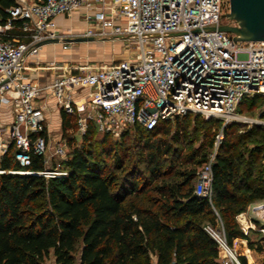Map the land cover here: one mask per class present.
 Returning <instances> with one entry per match:
<instances>
[{
    "label": "built area",
    "instance_id": "built-area-1",
    "mask_svg": "<svg viewBox=\"0 0 264 264\" xmlns=\"http://www.w3.org/2000/svg\"><path fill=\"white\" fill-rule=\"evenodd\" d=\"M229 7L230 0H15L5 21L0 15V159L13 143L21 167L0 173L63 176L70 137L83 138L91 125L120 138L136 125L151 130L162 120L193 112L223 122L197 172L195 193L211 199L224 127L233 121L264 125L261 115L252 118L238 110L247 96L264 99V40H235L220 29L190 30L223 24ZM74 11L87 23L82 31L58 23V16ZM77 37L120 40L124 46L134 41L138 49L131 59L98 68L49 62L55 75L45 85L27 77L24 60L40 48L28 52L33 45L57 38L67 49L74 43L67 39ZM46 95L75 116L69 137L51 138ZM8 112L10 121L4 119ZM33 152L44 156V170L28 167ZM256 214L260 223L250 227L264 234V207ZM205 228L219 243L222 264H242L224 229Z\"/></svg>",
    "mask_w": 264,
    "mask_h": 264
},
{
    "label": "trees",
    "instance_id": "trees-1",
    "mask_svg": "<svg viewBox=\"0 0 264 264\" xmlns=\"http://www.w3.org/2000/svg\"><path fill=\"white\" fill-rule=\"evenodd\" d=\"M13 4L15 0H0L2 21L8 16L6 8ZM261 98H244L240 112L255 107ZM192 113L175 118V133L172 120H162L151 130L136 125L125 131L120 138L132 135L143 141L139 157L116 155L114 137L91 125L83 138L70 137L68 143L81 140V145L72 146L61 160L66 175L0 173V264H45L50 254L56 264H222L219 243L205 227L221 222L230 246L243 237L237 215L251 202L264 199V126L242 132L235 128L237 122L224 127L209 199L195 193L197 167L177 170L179 180L168 179L171 171L165 172L162 160L175 149L160 135L172 132V139L179 142L180 131L190 126L180 118ZM61 118L63 135L70 136L75 116L61 109ZM206 121L222 124L220 118ZM96 141L101 144L99 151L94 149ZM109 150L116 155L115 170H109L101 159ZM15 152L12 143L0 159V168L21 167ZM207 155L198 151L193 158L202 166ZM135 159L146 165L147 180H123L116 173ZM28 167L44 170V156L33 152ZM236 246L242 264H251L244 245ZM248 246L262 249L251 240Z\"/></svg>",
    "mask_w": 264,
    "mask_h": 264
},
{
    "label": "rangeland",
    "instance_id": "rangeland-1",
    "mask_svg": "<svg viewBox=\"0 0 264 264\" xmlns=\"http://www.w3.org/2000/svg\"><path fill=\"white\" fill-rule=\"evenodd\" d=\"M224 23H228L230 20L226 16L223 17ZM100 42H102V45H100ZM77 48L73 50L72 56H66L67 59L65 60H59V62L63 64H72V65H89L94 68H98L102 65H106L109 63L117 62L121 59H131L135 57L138 45L136 42H130L128 46H124L120 40H92L88 42H77L73 45ZM44 65L47 66L45 63ZM245 98H251L249 96ZM255 107H245L242 109V113L252 117V118H258L259 115L262 116L263 109H264V99H260L257 101ZM239 110V108H238ZM240 111V110H239ZM196 115H198V118H196ZM264 117V116H262ZM175 118L172 120V132L175 133L176 130V122ZM181 122H188L190 124L189 128L185 131L181 130L180 132V138L181 140L179 142L174 141L172 139V132L170 134H164L160 135L159 138H161L163 141H166L167 143H170L174 147V151L163 155L162 160L165 162V172L171 171V174L167 176V178H174L176 180H179V177L176 176L175 172L177 170L184 171L188 170L192 167H197V172L200 170L201 166L196 163V158H193L195 152H206L208 155L213 150L214 147V139L217 131L219 128H221L222 124L219 126L217 125H211L209 122H207L206 118L198 113H192L189 118L184 119L180 118ZM237 122L236 129L238 132H242L244 130H247L248 128L254 126V125H262L258 123H252V122H246V121H233ZM232 123V122H231ZM229 123V124H231ZM264 126V125H263ZM61 126H59V119L52 117V120H50V134L51 138L54 140H57L60 135L62 134ZM66 135V134H65ZM69 137V133H67L66 136ZM81 140L75 141L73 144L70 142L68 143L69 150H71L72 146H77L80 144ZM113 145L117 146V153L116 155L120 156H137L141 155L139 153V149H141V144L143 141H140L135 136L129 135L125 138H114L112 139ZM261 144V143H259ZM264 144V143H262ZM264 147V145H263ZM94 149L96 151H99L101 149L100 142L96 141L94 143ZM109 150V154H107L103 158V165H105L109 170H115L114 168V162L116 155L115 153L111 152ZM264 153V152H263ZM207 155V156H208ZM142 156V155H141ZM128 162L126 161V164ZM174 165L173 168H170L169 165ZM54 165V164H53ZM262 168L264 170V158L262 160ZM118 176H120L123 180H128L131 177L133 178H139V179H148L149 173L147 171L146 165L144 163H139L136 159L133 162H130V165L127 164V166L123 170L116 171ZM143 181V180H142ZM159 182V181H158ZM156 184V183H155ZM150 194L153 196H156V193L152 191ZM256 202V204L254 203ZM251 202L248 207L253 203L255 204V210L259 208V206H264V199L263 200H257ZM243 212L237 215H241ZM253 214V213H252ZM253 216H255L253 214ZM239 222V221H238ZM259 222V221H258ZM260 223V222H259ZM259 223L257 225H259ZM240 229L243 233V237L237 238L234 240V246L237 248V243H242L244 245V253L247 255L248 262H251V260H255L257 263L264 262V234L260 231H258L255 228H247L244 229L241 227V223L239 222ZM223 230V225L221 222L218 223V226L214 227V229ZM254 231V232H252ZM248 240H251L254 242V247L262 248L261 250H256L249 248L248 246ZM49 260V258L47 259ZM48 264H50L48 262ZM53 264V263H51Z\"/></svg>",
    "mask_w": 264,
    "mask_h": 264
},
{
    "label": "crops",
    "instance_id": "crops-1",
    "mask_svg": "<svg viewBox=\"0 0 264 264\" xmlns=\"http://www.w3.org/2000/svg\"><path fill=\"white\" fill-rule=\"evenodd\" d=\"M58 23L61 26V28L67 29L71 27L75 31H82L87 27V23L82 18V15L80 11H74L71 14L66 15H60L58 16ZM94 40V39H93ZM92 41V40H90ZM103 41V40H100ZM79 42H88V41H79ZM77 42H74L71 44V46L67 49L63 47L61 43H49L45 44L43 46H40L38 52L36 54H29L26 56L24 60V65L26 67V75L29 79H31L34 82H37L41 85H45L52 81L55 71L48 67V65H44L45 63L48 64L49 62H59V60H65L67 59L66 56H69L73 54V50L77 48L73 45ZM100 45H102V42H100ZM47 102L48 108H47V115L49 120V129H50V120H52V117L59 119V126H61L62 129V118H61V109L56 103V100L51 95H46L43 99V102ZM9 113V112H8ZM4 118L6 121H10L12 119V113H9ZM256 204V202H254ZM253 203V206L255 207V204ZM252 206V204L246 209L241 215L238 216V221L241 223V227H250L251 225H257L259 222L256 209ZM264 207V206H259ZM255 216H253V214ZM254 232V231H252ZM247 256V255H246ZM48 262L51 264L55 263V258L53 254H50L49 260L45 262V264H48ZM249 263H257L255 260H251Z\"/></svg>",
    "mask_w": 264,
    "mask_h": 264
},
{
    "label": "water",
    "instance_id": "water-1",
    "mask_svg": "<svg viewBox=\"0 0 264 264\" xmlns=\"http://www.w3.org/2000/svg\"><path fill=\"white\" fill-rule=\"evenodd\" d=\"M226 17L230 20L228 23L217 26H202L190 30L220 29L233 33L235 40H264V0H230V7ZM67 40L79 42L90 41L93 38L77 37ZM58 42L57 38L45 39L33 45L28 52L34 47Z\"/></svg>",
    "mask_w": 264,
    "mask_h": 264
}]
</instances>
